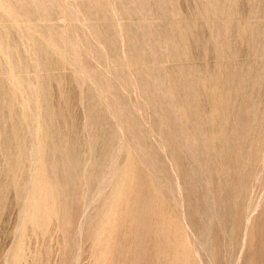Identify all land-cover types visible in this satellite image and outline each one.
Here are the masks:
<instances>
[{
    "label": "rangeland",
    "instance_id": "obj_1",
    "mask_svg": "<svg viewBox=\"0 0 264 264\" xmlns=\"http://www.w3.org/2000/svg\"><path fill=\"white\" fill-rule=\"evenodd\" d=\"M52 1L0 0V264H264V0Z\"/></svg>",
    "mask_w": 264,
    "mask_h": 264
},
{
    "label": "bare ground",
    "instance_id": "obj_2",
    "mask_svg": "<svg viewBox=\"0 0 264 264\" xmlns=\"http://www.w3.org/2000/svg\"><path fill=\"white\" fill-rule=\"evenodd\" d=\"M4 1H5V0H4ZM20 1H22V0H20ZM32 1H33V0H32ZM51 1H52V0H51ZM66 1H67V0H66ZM96 1H97V0H96ZM100 1H102V0H100ZM110 1H111V0H110ZM134 1H135V0H134ZM52 2H53V1H52ZM104 2H105V1H104ZM113 2H114V1H113ZM40 3H41V2H40ZM53 3H54V2H53ZM87 3H88V2H87ZM95 3H96V2H95ZM101 3H102V2H101ZM126 3H127V2H126ZM6 4H8V3H6ZM99 4H100V3H99ZM111 4H112V3H111ZM130 4H131V3H130ZM70 5H71V3H70ZM76 5H77V4H76ZM60 6H61V5H60ZM60 6H59V7H60ZM123 6H124V5H123ZM132 6H133V5H132ZM36 7H37V6H36ZM47 7H49V6H47ZM50 7H51V6H50ZM63 7H64V6H63ZM63 7H61V8H63ZM70 7H71V6H70ZM127 7H128V6H127ZM134 7H135V6H134ZM7 8H8V5H7ZM21 8H22V7H21ZM42 8H43V6H42ZM72 8H73V7H72ZM72 8H71V9H72ZM91 8H92V7H91ZM91 8H89V9H91ZM97 8H98V7H97ZM105 8H106V7H105ZM22 9H23V8H22ZM73 9H74V8H73ZM93 9H94V8H93ZM101 9H102V8H101ZM101 9H99V10H101ZM123 9H124V8H123ZM128 9H129V8H128ZM5 10H6V9H5ZM63 10H64V9H63ZM91 10H92V9H91ZM94 10H95V9H94ZM97 10H98V9H97ZM113 10L116 11V9H114V8H113ZM119 10H120V9H119ZM145 10H146V9H145ZM12 11H13V9H12ZM64 11H65V10H64ZM74 11H75V9H74ZM101 11H102V10H101ZM105 11H106V10H105ZM107 11H108V10H107ZM107 11H106V12H107ZM137 11H139V10H137ZM8 12H9V10H8ZM65 12H66V11H65ZM76 12H77V11H76ZM12 13H14V12H12ZM97 13H100V12H97ZM107 13H108V12H107ZM127 13H128V12H127ZM142 13H143V12H142ZM10 14H11V12H10ZM66 14H67V13H66ZM77 14H78V13H77ZM90 14H91V13H90ZM8 15H9V14H8ZM73 15H74V14H73ZM117 15H118V14H117ZM143 15H144V14H143ZM147 15H148V14H147ZM9 16H10V15H9ZM12 16H13V15H12ZM70 16H71V14H70ZM79 16H80V15H79ZM85 16H86V15H85ZM16 17H17V16H16ZM67 17H68V16H67ZM75 17H76V16H75ZM148 17H149V16H148ZM63 18H64V17H63ZM112 18H113V17H112ZM114 18H115V17H114ZM114 18H113V19H114ZM65 19H66V18H65ZM69 19H70V18H69ZM110 19H111V18H110ZM131 19H132V18H131ZM152 19H153V18H152ZM63 20H64V19H63ZM63 20L60 21V22H63ZM111 20H112V19H111ZM114 20H115V19H114ZM68 21H69V20H67V22H68ZM117 21L119 22V19H118ZM120 21H121V20H120ZM143 21H144V20H143ZM146 21H147V20H146ZM150 21H151V20H150ZM64 22L66 23V21H64ZM71 22H73V21H71ZM122 22H123V21H122ZM132 23H133V22H132ZM145 23H146V22H145ZM145 23H144V24H145ZM147 23H148V22H147ZM66 24H67V23H66ZM125 24H126V23H125ZM55 25H57V24H55ZM64 25H65V24H64ZM118 25H119V24H118ZM147 25H148V24H147ZM58 26H59V25H58ZM61 26H62V28H63V25H61ZM73 26H74V24H73ZM112 26H113V25H112ZM125 26H126V25H125ZM125 26H124L123 28H125ZM131 26H132V25H131ZM59 27H60V26H59ZM69 27H70V26H69ZM134 27H135V26H134ZM145 27H146V26H145ZM149 27H150V26H149ZM153 27H154V26H153ZM172 27H173V26H172ZM62 28H61V29H62ZM59 29H60V28H59ZM112 29H114V28H112ZM125 29H126V28H125ZM131 29H132V28H131ZM120 30H121V29H120ZM127 30H129V29H127ZM111 31H112V30H111ZM121 31H122V30H121ZM125 31H126V30H125ZM130 31H131V30H130ZM149 31H150V30H149ZM111 33H112V32H111ZM120 33H121V32H120ZM128 33H129V32H128ZM149 33H151V32H149ZM167 33H168V32H167ZM64 34H65V33H64ZM115 34H116V33H115ZM126 34H127V33H126ZM159 34H160V33H159ZM121 35H122V34H121ZM128 35H129V34H128ZM130 35H131V33H130ZM165 35H167V34H165ZM64 36H65V35H64ZM94 36H95V35H94ZM96 36H97V35H96ZM126 36H127V35H126ZM57 37H58V36H57ZM114 37H115V36H114ZM114 37H113V38H114ZM148 37H149V36H148ZM153 37L155 38V36H153ZM168 37H169V35H168ZM168 37L166 36V40H167V41H169L168 39L170 38V37H169V38H168ZM55 38H56V37H55ZM96 38H97V37H96ZM122 38H124L123 35H122ZM138 38H139V37H138ZM143 38H144V37H143ZM158 38H159V37H158ZM52 39H53V38H52ZM52 39H51V40H52ZM118 39H119V38H118ZM128 39H129V38H128ZM163 39H164V38H163ZM171 39H173V38H171ZM122 40H124V42H125V38L122 39ZM126 40H127V39H126ZM139 40H140V39H139ZM160 40H161V39H160ZM160 40H159L158 42H160ZM0 41H1V40H0ZM2 41H3V40H2ZM2 41H1V42H2ZM57 41H58V40H57ZM97 41H98V40H97ZM129 41H131V39H129ZM136 41H137V40H136ZM142 41H143V40H142ZM150 41H151V40H150ZM152 41L155 42L154 40H152ZM156 41H157V40H156ZM161 41H162V40H161ZM167 41H166V42H167ZM1 42H0V43H1ZM124 42H123V43H124ZM133 42L135 43V41H133ZM174 42H175V41H174ZM174 42H173V45H175V46L177 47V45H176L177 43L175 42V43H176V44H175ZM48 43H49V42H48ZM50 43H52V42H50ZM50 43H49V44H50ZM101 43H102V42H101ZM117 43H118V42H117ZM128 43H129V42H128ZM128 43H127V44H128ZM130 43H131V45H132V41H131ZM137 43H138V42H137ZM141 43H142V46H143V42H141ZM147 43H150V42H147ZM151 43H152V42H151ZM156 43H157V42H156ZM56 44H57V43H56ZM64 44H65V43H64ZM118 44H119V43H118ZM144 44H145V43H144ZM162 44H163V43H162ZM168 44H169V43H168ZM53 45H54V44H53ZM124 45H125V44H124ZM139 45H141V44L138 43L137 46L139 47ZM145 45H146V44H145ZM166 45H167V44H166ZM2 46H3V44H2ZM64 46H66V45H64ZM119 46H120V45H119ZM122 46H123V44H122ZM155 46H156V45H155ZM158 46H160V45H158ZM167 46H168V45H167ZM170 46H171V45H170ZM170 46H169V47H170ZM55 47H56V46H55ZM59 47H60V46H59ZM144 47H147V46H144ZM144 47H143V48H144ZM152 47H154V46L152 45ZM160 47H161V50L163 51V48H164V47H163V48H162V46H160ZM169 47H168V48H169ZM176 47H175V48H176ZM0 48H1V47H0ZM116 48H117V47H116ZM119 48H120L121 51H122V48H121V47H119ZM119 48H118V51H119ZM147 48H148V47H147ZM150 48H151V47H150ZM150 48H149V49H150ZM154 48H155V47H154ZM165 48H166V47H165ZM172 48H173V47H172ZM2 49H3V48H2ZM101 49H102V48H101ZM131 49L135 50L133 46H132ZM137 49H138V48H137ZM155 49H156V48H155ZM65 50H66V49H65ZM124 50H125V48H124ZM126 50H127V49H126ZM126 50H125V51H126ZM146 50H147V49H146ZM146 50H145V52L147 53ZM165 50L167 51V48H166ZM70 51H71V50H70ZM102 51H103V50H102ZM125 51H124V52H125ZM127 51H128V50H127ZM142 51H144V50H142ZM166 51H165V52H166ZM172 51H173V50H172ZM72 52H73V51H72ZM74 52H75V51H74ZM131 52H132V50L130 51V53H131ZM135 52H137V51L135 50ZM138 52H140V51H138ZM148 52H149V51H148ZM151 52H152V50H151ZM163 52H164V51H163ZM167 52L169 53V49H168ZM167 52H166V53H167ZM75 53H76V52H75ZM118 53H119V52H118ZM143 53H144V52H143ZM115 54H116V53H115ZM120 54H121V53H120ZM133 54H137V53H132V55H133ZM118 55H119V54H118ZM73 56H74V55H73ZM127 56H128V54H127ZM141 56H142V55H141ZM141 56H140V59H143V57L141 58ZM143 56H144V55H143ZM148 56H149V55H148ZM121 57H122V56H121ZM123 57L125 58L126 55L123 56ZM129 57H130V56H129ZM132 57H133V56H132ZM137 57L139 58V56H137ZM137 57H136V58H137ZM144 57H146V56H144ZM150 57H151V56H150ZM74 58H76V57L74 56ZM154 58H156V57H155V54H154ZM125 59H126V58H125ZM129 59H130V58H129ZM75 60H76V59H75ZM147 60H148V59H147ZM77 61H78V60H77ZM123 61H125V60L123 59ZM131 61H133V60H131ZM140 61H141V60H140ZM140 61L138 60L139 63H140ZM142 61H143V60H142ZM75 62H76V61H75ZM125 62H126V61H125ZM128 62H130V61H128ZM147 62H148V61H147ZM115 63H116V62H115ZM121 63H122V62H121ZM139 63H136V66H135L134 68H136V67L139 65ZM148 63H149V62H148ZM156 63H158V62H155V64H156ZM110 64H111V63H110ZM110 64H109V65H110ZM126 64H127V62H126ZM140 64H141V63H140ZM109 65H108V66H109ZM112 65H113V64H112ZM112 65H111V66H112ZM130 65H131V64H130ZM153 65H154V64H153ZM153 65H151V66H153ZM114 66H115V65H114ZM128 66H129V64H128ZM148 66H149V65H148ZM80 67H81V66H80ZM109 67H110V66H109ZM129 67H130V66H129ZM143 67H144V65H143ZM143 67H141V68L144 69ZM81 68H82V67H81ZM81 68H80V69H81ZM116 68H117V67H116ZM139 68H140V67H139ZM107 69H108V68H107ZM110 69H112V68H110ZM150 69L152 70V68H150ZM150 69H149V70H150ZM113 70H114V69H113ZM113 70H112V72H113ZM128 70H129V69H128ZM140 70H141V69H140ZM149 70H148V71H149ZM154 70H155V68H154ZM115 71H116V70H115ZM132 71H133V69H132ZM84 72H85V71H84ZM127 72H128V71H127ZM150 72H151V71H150ZM107 73L110 74L108 71H107ZM113 73H114V72H113ZM125 73H126V71H125ZM140 73H142V72H139V74H140ZM108 74H107V75H108ZM130 74H132V73H130ZM142 74H143V73H142ZM142 74H141V75H142ZM14 75H15V74H13V76H14ZM112 75H113V74H112ZM115 75H116V74H115ZM115 75H114V76H115ZM124 75H125V74H124ZM133 75H134V74H133ZM146 75H147V74H146ZM85 76H86V75H85ZM110 76H111V74H110ZM114 76H113V77H114ZM126 76H127V75H126ZM135 76H136V75H135ZM143 76H145V75H143ZM143 76H142V77H143ZM150 76H151V75H150ZM150 76H149V77H150ZM111 77H112V76H111ZM111 77H109V78H111ZM113 77H112V78H113ZM118 77H119V76H118ZM131 77H132V76H131ZM137 77H138V79L141 78V77L138 76V74H137ZM133 78H134V77H133ZM154 78H155V77H154ZM154 78H153V79H154ZM157 78H158V77H157ZM160 78H162V77H160ZM96 79H97V78H96ZM164 79H165V78H164ZM105 80H106V79H105ZM107 80H108V79H107ZM112 80H113V79H112ZM134 80H135V78H134ZM160 80H161V79H160ZM162 80H163V78H162ZM183 80H184V79H183ZM14 81H15V80H14ZM95 81H96V80H95ZM155 81H156V80H155ZM99 82H100V81H99ZM106 82L108 83L109 80L106 81ZM110 82H111V81H110ZM112 82H113V81H112ZM114 82H115V81H114ZM118 82H119V81H118ZM118 82H117V83H118ZM137 82H138V81H137ZM156 82H157V81H156ZM158 82H159V81H158ZM15 83H16V82H15ZM153 83H154V82H153ZM162 83H163V82H162ZM162 83H161V84H162ZM98 84H99V83H98ZM108 84H109V83H108ZM129 84H130V83H129ZM133 84H134V83H133ZM164 84H165V83H164ZM16 85H17V84H16ZM111 85H112V83H111ZM116 85H117V84H116ZM135 85H136V83H135ZM138 85H139V84H138ZM152 85H154V84H152ZM162 85H163V84H162ZM17 86H18V85H17ZM163 86H164V85H163ZM165 86H166V84H165ZM171 86H172V85H171ZM106 87L108 88V87H110V86L107 85ZM96 88H97V87H96ZM99 88H100V87H99ZM104 88H105V87H104ZM107 88H106V89H107ZM118 88H121V87H118ZM135 88H136V87H135ZM152 88H153V87H152ZM152 88L149 87V89H152ZM154 88H155V91H154V92H155V94H157L156 96H158V94H159V92H160V91L158 92V88H159V87L157 88V87L155 86ZM154 88H153V89H154ZM162 88H163V87H162ZM110 89H111V87H110ZM112 89H113V88H112ZM128 89H129V88H128ZM176 89H177V88H176ZM19 90H20V89H19ZM93 90H94V88H93ZM101 90L104 91L103 88H102ZM120 90H121V89H120ZM143 90H144V89H143ZM143 90H142V91H143ZM156 90H157L158 93H156ZM159 90H160V89H159ZM162 90H163V89H162ZM165 90H166V89H165ZM109 91H110V90H109ZM129 91H130V90H129ZM137 91H138V90H137ZM142 91H141V92H142ZM166 91H167V90H166ZM99 92H100V91H99ZM111 92H112V91H111ZM133 92H134V89H133ZM96 93H97V92H96ZM103 93H104V92H103ZM105 93H106V92H105ZM107 93H108V91H107ZM112 93H113V92H112ZM147 93H148V91H147ZM167 93H168V92H167ZM169 93H170V92H169ZM101 94H102V93H101ZM160 94H161V93H160ZM163 94H164V93H163ZM163 94H162V95H163ZM103 95H105V94H103ZM141 95H142V94H141ZM150 95H151V94H150ZM150 95H149V96H150ZM166 95H167V94H166ZM166 95H165V96H166ZM173 95H174V94H173ZM175 95H176V94H175ZM106 96H108V97H107V99H108L109 96H110V94H109V95H106ZM106 96H105V98H106ZM147 96H148V94H147ZM152 96L154 97V95H152ZM165 96H164V97H165ZM98 97H99V96H98ZM139 97H140V96H139ZM159 97H160V95L158 96V98H159ZM166 97H167V96H166ZM166 97H165V99H166ZM175 97H176V96H175ZM102 98H103V96H102ZM102 98H101V99H102ZM144 98H145V97H144ZM149 98H150V97H149ZM156 98H157V97H156ZM158 98H157V99H158ZM168 98H169V97H168ZM141 99H142V98H141ZM154 99H155V97H154ZM165 99L163 98L164 102L166 101ZM104 100H105V99H104ZM149 100H150V99H149ZM160 100H161V99H160ZM177 100H178V99H177ZM107 101H108V100H107ZM156 101H157V100H156ZM172 101H173V99H172ZM175 101H176V100H175ZM178 101H179V100H178ZM178 101H177V102H178ZM145 102H146V101H145ZM158 102H159V101H158ZM164 102H163V104H164ZM170 103H171V102H170ZM178 103H179V102H178ZM107 104H108V103H107ZM149 104H150V103H149ZM185 104H186V102H185ZM167 105H168V104H167ZM177 105H178V104H177ZM118 106H119V105H118ZM161 106H162V105H161ZM168 106H169V105H168ZM178 106H179V105H178ZM188 106H189V105H188ZM111 107H112V106H111ZM156 107H157V106H156ZM182 107H184V106H182ZM185 107H186V105H185ZM173 108H175L174 103H173ZM173 108H172V109H173ZM179 108H180V107H179ZM179 108H178V109H179ZM186 108H187V112H188V107H186ZM176 109H177V108H176ZM181 109H183V108H181ZM181 109H180L179 111H181ZM173 111H174V110H173ZM179 111H178V113H180ZM182 111L185 112L184 110H182ZM170 112H171V111H170ZM174 112H175V111H174ZM117 113H118V112H117ZM173 114H174V113H173ZM179 117H180V114H179ZM186 117H187V116H186ZM159 118H160V117H159ZM163 118H164V117H163ZM171 118H172V117H171ZM175 118H176V116L174 117V119H175ZM174 119H173V120H174ZM173 120H172V121H173ZM177 120H178V119H177ZM179 121L181 122V119L178 120V121H176V123L179 122ZM187 121H188V120H186V123H187ZM180 122H179V123H180ZM163 123H164V122H163ZM181 123H182V122H181ZM172 125H173V127H174V121H173ZM184 125H186V124H184ZM184 125L181 126V127L184 128ZM175 126L177 127V124H176ZM171 127H172V126H171ZM173 127L170 128V129L173 130ZM170 129H168V130H170ZM178 129H179V127H178ZM178 129H177V130H178ZM187 129H188V128H187ZM187 129H186V131H187ZM123 130H124V129H123ZM174 131H176V130H174ZM174 131H173V132H174ZM178 131H179V130H178ZM37 132H38V131H37ZM176 132H177V131H176ZM176 132H174V133H176ZM188 133H189V132H188ZM171 134H172V133H171ZM177 134H178V133H177ZM177 134H176L175 136H180V135H177ZM180 134H181V133H180ZM183 134H184V132H183ZM188 135H189V134H188ZM168 136H169V135H168ZM171 136H172V135H171ZM185 136H187V135H185ZM185 136H184V137H185ZM189 138H190V137H189ZM189 138H188V140L191 139V138H190V139H189ZM178 139H179V138H178ZM186 140H187V139H186ZM191 140H192V139H191ZM139 142H140V141H139ZM194 142H195V141H194ZM189 143H190V142L187 141V148H188V144H189ZM195 143H196V142H195ZM140 145H141V143H140ZM191 145H192V144H191ZM193 145H194V144H193ZM185 146H186V145H185ZM190 147H191V146H189V148H190ZM192 147H193V146H192ZM185 148H186V147H185ZM189 148H188V149H189ZM190 149H191V148H190ZM166 150H167V149H166ZM166 150H165V151H166ZM140 151H141V150H140ZM144 152H146V151L144 150ZM145 155H147V153H146ZM148 156H149V155H148ZM146 158H147V157H146ZM195 161L198 162L199 160H198V161L195 160ZM174 164H175V162H174ZM202 166H203V165H202ZM173 167H174V166H173ZM203 167H204V166H203ZM203 167H202V168H203ZM260 171H261V170H260ZM263 172H264V171H263ZM262 174H263V173H262ZM262 174H260V175H262ZM177 180H178V179H177ZM247 195H248V194H247ZM262 197H263V196H262ZM182 198H183V197H182ZM211 199H212V198H211ZM263 199H264V198H263ZM180 200H181V199H180ZM207 200H208V199H207ZM211 212H212V211H211ZM246 217H247V216H246ZM251 217H252V216H251ZM248 220H249V219H248ZM209 227H210V226H209ZM247 228H248V227H247ZM206 231H207V230H206ZM247 231H248V230H247ZM209 233H210V232H209ZM245 233H246V232H245ZM245 233H244V234H245ZM246 234H247V233H246ZM204 236H205V235H204ZM243 237L246 238V236H243ZM203 238H204V237H203ZM203 241H204V240H203ZM205 242H206V241H205ZM200 243H201V242H200ZM207 243H209V241H207ZM207 243H206V245H208ZM204 244H205V243H204ZM202 245H203V244H202ZM210 245H211V244H210ZM210 245H208V246H210ZM204 246H205V245H204ZM207 248H210V247H207ZM205 249H206V246H205ZM208 250H210V249H208ZM210 252H211V251H210ZM210 255H211V254H210Z\"/></svg>",
    "mask_w": 264,
    "mask_h": 264
}]
</instances>
